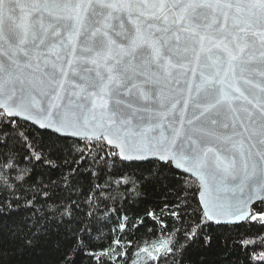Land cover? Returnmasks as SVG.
Wrapping results in <instances>:
<instances>
[{
  "label": "snow or ice",
  "instance_id": "6c2138e0",
  "mask_svg": "<svg viewBox=\"0 0 264 264\" xmlns=\"http://www.w3.org/2000/svg\"><path fill=\"white\" fill-rule=\"evenodd\" d=\"M13 117L32 121L56 140L100 141L91 147L105 164L100 153L111 147L121 161L150 165L138 177L144 182L138 198L145 184L167 178L165 170L179 171L184 183L194 173L202 187L193 191L207 221L264 223V0H0L5 144ZM35 159L60 167L44 156ZM9 163L19 168L6 157L0 171ZM75 172L69 167L50 184L28 173L12 188L3 186L16 198L0 200V218L23 208L35 219H0V264H13L9 251L41 247L60 234L61 224L76 220L78 205L60 206L58 196L74 190ZM29 188L36 189L33 195ZM202 231L194 222L183 242L161 248L173 264H183ZM69 232L56 264H77L86 251L83 233L91 229ZM256 259L264 264V253Z\"/></svg>",
  "mask_w": 264,
  "mask_h": 264
},
{
  "label": "trees",
  "instance_id": "16d2710c",
  "mask_svg": "<svg viewBox=\"0 0 264 264\" xmlns=\"http://www.w3.org/2000/svg\"><path fill=\"white\" fill-rule=\"evenodd\" d=\"M13 120L15 122L7 129L6 144L5 137L0 136V159L10 157L19 168L9 163L0 171V200L13 201L16 197L3 186L12 188L15 182L28 173H31L32 181L39 179L43 184H50L51 181H59L71 167L76 169L72 176L76 187L71 192L59 190L58 196L60 206L70 208L75 203L79 207L76 220L67 225L61 224L60 234L46 239L41 247L9 251L6 258L12 259L13 264H56L57 249L66 246L71 238V232L65 235V231L76 228L91 229L90 234L83 233L86 251L77 264H133L135 261H140L139 264H173L164 250L151 258H142L143 261L139 257H142L143 248L162 239H167L168 246L177 239L183 242L184 230L194 222L203 227L201 239L185 253L183 264H258L256 258L264 253V223L250 218L235 225L207 222L198 204V191H193L198 187L189 176L187 183H184L179 171L172 173L165 170L163 176L167 178L145 184L138 198L140 185L144 183L138 177L142 173L146 174L144 170L150 165L137 162L139 166H136L132 162L121 161L111 147L107 148L106 154L100 153L101 157L107 156L105 164L104 159L96 160V149L91 147L92 143L99 144L100 141L56 140V137H49L45 130ZM53 141L56 142V150L52 147ZM80 152H83V156L79 155ZM49 153L52 155L49 156ZM37 156L54 160L60 167H48L46 163L37 161ZM65 160L68 161L67 166ZM73 160L77 163H73ZM128 184L132 185L130 190L125 187ZM181 188L189 191H181ZM35 191L29 188L27 194L33 195ZM8 207L11 209L12 204ZM40 207L38 204L37 208ZM97 208L99 212L95 211ZM106 208H119V212L109 213L105 211ZM252 208L255 214L256 204ZM260 209L263 211L264 205H260ZM149 210L152 215H148ZM86 214H95L106 222L101 225L98 220H90ZM109 215L111 219H107ZM0 219L5 224H18L22 220H34L35 216L21 208L19 211L13 210L10 217ZM52 228L55 230L56 224ZM192 230L196 228L193 226ZM205 236L210 237L207 243L204 242ZM242 243L244 247H241Z\"/></svg>",
  "mask_w": 264,
  "mask_h": 264
},
{
  "label": "water",
  "instance_id": "95a60500",
  "mask_svg": "<svg viewBox=\"0 0 264 264\" xmlns=\"http://www.w3.org/2000/svg\"><path fill=\"white\" fill-rule=\"evenodd\" d=\"M12 119L20 120L22 122H25V123H28V124L32 125L33 127L37 128V129L44 130V129H41L38 125H35L32 121H26L23 118H18V117H13ZM68 138L74 139V140H84L83 138H77V137H68ZM113 149L115 151H117L115 148H113ZM124 162H130V161H124ZM187 176L191 177L194 181H196V183L198 184V189H200L202 187V182L200 181V179L194 173H188ZM199 199H200V197H199V192H198V194H197V200H198V202H199ZM199 205H200L201 210H202L203 209L202 203H199ZM263 211H264V209H263ZM221 219L223 220L224 218H221ZM246 220L247 219H245L243 221H240L238 223H220V224L216 223L215 221H207V220L206 221L209 222V223H212L214 225H235V224L243 223Z\"/></svg>",
  "mask_w": 264,
  "mask_h": 264
},
{
  "label": "rangeland",
  "instance_id": "374dc122",
  "mask_svg": "<svg viewBox=\"0 0 264 264\" xmlns=\"http://www.w3.org/2000/svg\"><path fill=\"white\" fill-rule=\"evenodd\" d=\"M191 178V177H190ZM192 179V178H191ZM194 181V180H193ZM195 183H196V181H195ZM196 185H197V187H198V184L196 183ZM167 239H162V240H160V241H158L157 243H155V244H149V245H147L145 248H143V249H147L148 250V253H151V255H148L147 253H145L144 251H141L142 252V257L140 258L139 257V259H142V258H145V257H149V258H151L152 256H154L155 254H157V253H159V252H162L163 250H162V248H161V245L164 243V242H167L166 241ZM141 261H143V259L141 260ZM140 263V261H135V262H133V264H139Z\"/></svg>",
  "mask_w": 264,
  "mask_h": 264
}]
</instances>
